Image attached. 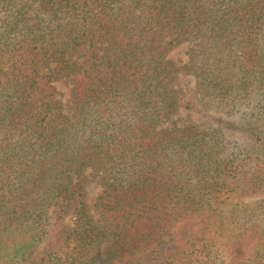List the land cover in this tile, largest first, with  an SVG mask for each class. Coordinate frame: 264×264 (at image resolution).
Returning <instances> with one entry per match:
<instances>
[{
  "label": "trees",
  "instance_id": "16d2710c",
  "mask_svg": "<svg viewBox=\"0 0 264 264\" xmlns=\"http://www.w3.org/2000/svg\"><path fill=\"white\" fill-rule=\"evenodd\" d=\"M258 193L264 0H0V264H264Z\"/></svg>",
  "mask_w": 264,
  "mask_h": 264
},
{
  "label": "rangeland",
  "instance_id": "374dc122",
  "mask_svg": "<svg viewBox=\"0 0 264 264\" xmlns=\"http://www.w3.org/2000/svg\"><path fill=\"white\" fill-rule=\"evenodd\" d=\"M186 49H187L186 44L184 43L180 44L169 53V56L172 57L173 59H176L178 63L184 62L187 58L185 54ZM184 80L186 81L187 84L185 83ZM184 80H183L182 85L183 86L187 85V87L190 89L186 92L187 94L186 97L191 98V100L195 104V107L193 110H186V109L181 110V117L183 119L182 121L185 124L194 123L197 125H201V124H210L211 126L218 125V122H216L214 119L216 116L220 114L219 113L216 114L215 110H212V109L208 110L206 108H203L198 103L197 97L193 91L194 80L192 76H186ZM61 91H63L66 97L67 96L66 88L61 87ZM248 109L249 108L243 107L239 112L235 114H231L228 116L223 113L222 116H223V119H225L226 121H229V122L237 121L238 122L242 118L241 114L244 111H248ZM219 124L222 125L227 136H229L231 139V143H230L231 145H229L231 149L236 150L238 149V147L242 148L249 144L248 138L241 130H238V129L234 130L230 126L228 127V125H226L225 123L223 124L219 123ZM99 191H100V188L97 184L90 183V185L88 186V192H89L88 201L92 202L93 198L97 196ZM261 197H262V194L258 193V194L246 195V196H243L242 198H236L232 201V203H229L226 206L222 207V209L224 212H229L231 209L238 210V209H241L242 207L249 209L248 206H251L256 211L259 217V221L264 223V206L262 205V203H260ZM42 247H43V243L39 245V249H41ZM262 248L263 249L261 250L258 248H253L251 250H248L246 257L253 258L255 256V253L259 250L261 253L262 251L264 252V247Z\"/></svg>",
  "mask_w": 264,
  "mask_h": 264
}]
</instances>
